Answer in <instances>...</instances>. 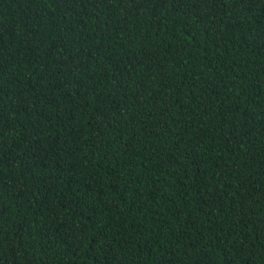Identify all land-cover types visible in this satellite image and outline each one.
I'll use <instances>...</instances> for the list:
<instances>
[{
	"label": "trees",
	"instance_id": "1",
	"mask_svg": "<svg viewBox=\"0 0 264 264\" xmlns=\"http://www.w3.org/2000/svg\"><path fill=\"white\" fill-rule=\"evenodd\" d=\"M0 264H264V0H0Z\"/></svg>",
	"mask_w": 264,
	"mask_h": 264
}]
</instances>
